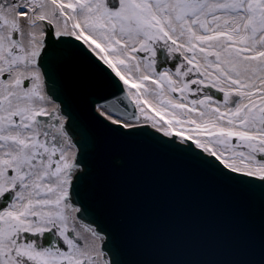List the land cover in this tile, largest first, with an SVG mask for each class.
Returning a JSON list of instances; mask_svg holds the SVG:
<instances>
[{"label":"snow or ice","instance_id":"snow-or-ice-1","mask_svg":"<svg viewBox=\"0 0 264 264\" xmlns=\"http://www.w3.org/2000/svg\"><path fill=\"white\" fill-rule=\"evenodd\" d=\"M67 53L114 89L95 125L264 196V0H0V264H134L50 84Z\"/></svg>","mask_w":264,"mask_h":264},{"label":"water","instance_id":"water-1","mask_svg":"<svg viewBox=\"0 0 264 264\" xmlns=\"http://www.w3.org/2000/svg\"><path fill=\"white\" fill-rule=\"evenodd\" d=\"M94 137V203L134 264H259L264 196L146 138L121 140L92 121L88 104L114 89L71 53L50 82ZM91 221V217H87Z\"/></svg>","mask_w":264,"mask_h":264},{"label":"bare ground","instance_id":"bare-ground-1","mask_svg":"<svg viewBox=\"0 0 264 264\" xmlns=\"http://www.w3.org/2000/svg\"><path fill=\"white\" fill-rule=\"evenodd\" d=\"M113 76H114V74H113ZM118 79V78H117ZM122 83V82H121Z\"/></svg>","mask_w":264,"mask_h":264}]
</instances>
